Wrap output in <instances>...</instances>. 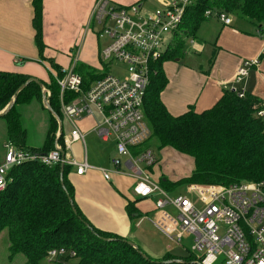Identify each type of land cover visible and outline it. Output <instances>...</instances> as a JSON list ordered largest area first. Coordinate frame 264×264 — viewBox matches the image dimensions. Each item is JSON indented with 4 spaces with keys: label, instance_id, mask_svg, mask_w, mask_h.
<instances>
[{
    "label": "trees",
    "instance_id": "trees-1",
    "mask_svg": "<svg viewBox=\"0 0 264 264\" xmlns=\"http://www.w3.org/2000/svg\"><path fill=\"white\" fill-rule=\"evenodd\" d=\"M35 44L40 55L46 48L43 38V0H33ZM239 8L241 15L258 23L264 34V0H198L187 8L180 31L193 34L205 19L207 9L231 12ZM185 41L177 33L173 49L152 63L150 84L144 98V116L151 136L140 147L155 146L156 150L173 148L193 159L194 168L178 181L166 177L161 185L174 191L180 185L223 183L242 180H264V122L254 116L256 97L246 92L239 97L232 89L203 111L189 109L180 115L170 113L161 100V92L168 78L163 63L182 52ZM45 58L44 56H42ZM51 66L63 75L61 67L52 59ZM106 65V64H105ZM76 70L88 88L91 83L108 72L97 73L94 68L81 64ZM29 75L0 70V111L4 110L15 96L11 108L2 118L7 125V142L24 152H49L55 143H63L64 128L59 136L57 117L50 111V125L45 143L33 147L27 143V130L22 124L21 105L38 100L44 106L42 86L50 90L49 103L59 118H65L60 104V88L51 77V82H30ZM75 95L67 92L65 101ZM65 97V96H64ZM63 119H60L63 123ZM134 151V149H133ZM70 165L47 166L39 160H28L13 166L8 172V183L0 191V233L8 231L9 256H25V264H46L51 250L57 253L50 264H199L192 254L178 256L165 252L154 257L143 251L132 238L98 228L86 217L75 202L74 186L69 180ZM142 197L129 201L128 213L137 217L143 213L136 206ZM141 218V217H140ZM133 242V243H131ZM64 250L60 254L59 251ZM75 253V257L71 253ZM185 257V258H184ZM71 258L75 261L71 262Z\"/></svg>",
    "mask_w": 264,
    "mask_h": 264
},
{
    "label": "built area",
    "instance_id": "built-area-1",
    "mask_svg": "<svg viewBox=\"0 0 264 264\" xmlns=\"http://www.w3.org/2000/svg\"><path fill=\"white\" fill-rule=\"evenodd\" d=\"M197 1L157 0L159 4L151 11L140 3L119 5L111 0H97L91 17L101 26L100 35L108 41L100 51V59L108 70L113 62L124 63L127 76L108 71L86 88L83 76L76 70V61L62 70V76L54 75L60 88L62 112L71 125L69 136L63 143L56 142L54 149L41 153L18 150L6 141L0 162V191L7 186L9 170L28 160L36 159L47 166L64 163L78 175L97 168L88 161L85 134L78 122L85 116L98 114L101 120L95 132L104 141L115 140L114 171L129 170L135 180L132 187L135 197L156 198L155 212L149 221L171 245L184 247V240L190 238L189 253L199 264H264V180L189 184L184 192L170 191L154 178L152 169L160 162L156 151L151 147L140 148L151 136L143 110L151 65L169 50L187 8ZM212 15L225 24L232 22L224 11H205V16ZM259 62V57L244 60L229 89L245 97L246 91L240 87ZM42 91L46 97L50 96L48 88ZM67 92L77 95L65 101ZM254 111L264 122V104H254ZM77 141L84 145L80 160L70 158L67 153ZM98 169L106 180L111 179L110 169ZM56 253L50 251L48 262ZM71 256L75 257V253Z\"/></svg>",
    "mask_w": 264,
    "mask_h": 264
},
{
    "label": "crops",
    "instance_id": "crops-1",
    "mask_svg": "<svg viewBox=\"0 0 264 264\" xmlns=\"http://www.w3.org/2000/svg\"><path fill=\"white\" fill-rule=\"evenodd\" d=\"M96 1L43 0V38L46 48L43 55H40L35 44L33 0H0V70L22 73L48 82L49 78L57 75V70L48 60L52 59L61 70L76 61L78 66L83 64L94 68L97 73L102 72L106 65L100 59V51L105 43L102 45V36L94 30L95 21L91 17ZM111 1L119 5H144L147 0ZM226 14L232 19L230 24H225L213 15L205 16L193 34L181 32L180 29L177 32L185 41L184 49L181 57L176 56L179 59L174 57L163 63L168 82L160 94L171 114L180 115L190 108L200 112L212 107L232 85L238 68L248 58L259 57L260 62L251 68L240 89L244 88L251 96L264 101V34L260 25L253 20L235 12ZM177 33L169 50L176 44ZM88 36H92V40ZM182 57L187 61H182ZM19 110L22 124L27 130V143L33 147L43 146L50 125V113L46 112L38 100L21 105ZM100 120L101 117L94 114L78 122L85 138L95 135L96 139L93 138L86 150L89 163L97 168H91L83 175L71 169L69 180L74 186L75 202L98 228L127 238H136L143 242L150 255L160 257L170 249H156L158 245L150 244L143 232H140L144 221L151 223L149 216L155 212L156 198L153 196L136 202L143 213L140 216L142 218L137 217V213L133 216L128 213V202L137 199L132 192L135 180L128 169L125 173L114 171L112 159L117 154L115 140L111 138L104 141L97 135L95 127ZM69 132L65 137L69 136ZM6 141L7 125L0 117L2 147ZM67 153L70 158L80 160L84 153L83 143H72ZM3 158L0 155V162ZM99 167L110 169L111 179L106 180ZM152 172L157 180L175 173L173 169L164 170L161 163Z\"/></svg>",
    "mask_w": 264,
    "mask_h": 264
},
{
    "label": "rangeland",
    "instance_id": "rangeland-1",
    "mask_svg": "<svg viewBox=\"0 0 264 264\" xmlns=\"http://www.w3.org/2000/svg\"><path fill=\"white\" fill-rule=\"evenodd\" d=\"M156 1L157 0H147V1H144V5L146 6V8H148L149 10L152 11L156 8L155 7L157 5ZM231 12L241 14L239 8H234L231 10ZM101 29H102L101 26L98 25L96 22H94V30L96 32H101L102 31ZM95 31H94V33H95ZM89 38L92 40V36H90V37L88 36V39ZM101 41H102L101 42L102 45H103V43H105L104 45H106L107 37L103 35L101 38ZM176 56L181 57L182 53L178 52V53H176ZM179 57H176L175 59H179ZM181 60L184 62H185V60L187 61V59H184L183 57ZM49 68L51 69L50 65H49ZM100 69H101V65H100ZM109 71L115 75L122 76V77H126L128 74L127 66L121 62H113V64H110ZM57 76H59L58 73H57ZM51 81H52L51 78H49L48 83H50ZM45 88H47V87L45 86ZM258 103H262V105H263L264 101H259ZM46 112L49 114L50 111L46 110ZM254 116H255V111H254ZM44 117H45V121H46V114H44ZM57 117H59V116L57 115ZM59 119H63V118H59ZM30 120L31 119L27 120V123L30 122ZM63 128H64L65 134L70 131L69 122L65 118L63 119ZM58 130H59V127H58ZM31 132L33 134L32 129H31ZM57 133L58 132H56V136H58ZM94 136H90V137L85 138V142L87 143L86 144L87 147H89L91 145V141L93 140V138H95ZM152 147L156 151L158 158H160V163L162 165V168L164 170L173 169V171L175 172L174 174H171L168 176L169 179H174L175 181H178L182 177L189 175L191 173V171L193 170L194 162H193V159H191L190 157L174 150L173 148H164V149L159 151V150H156L155 146H152ZM2 149H3V153H2ZM4 153H5V148H4V146L2 147L1 143H0V155L4 156ZM172 153H176L177 155H179V154L180 155L174 156V155H172ZM160 163H158V164L160 165ZM158 164L156 165V167H159ZM242 181H248V180H242ZM239 182H241V181H239ZM186 186H188V185H185V184L180 185L178 188H175L174 191L175 192H184V188ZM190 196H193V195H190ZM140 229H141L140 232H143L142 233L143 236H145L147 238V240L149 241L150 244L158 245L156 249H159V248L170 249L169 251L175 253L178 256H185V255L190 254L189 253L190 246H191L190 238H187L184 240L185 241L184 247L179 246V245H171V242L169 241V239L164 234H162L160 231H158V229H155L153 227V225L151 223H149L147 220L141 224ZM133 240L136 242V244H140V246L142 247L144 252L150 254L149 251L146 250L145 247L143 246L142 241H138V239H136V238H133ZM146 243H148V242L146 241ZM9 254H10V252H9L8 231L4 230L0 233V264H25L26 259H25L24 255L17 254L14 257V259L12 260V259H10ZM70 261L74 262L75 259L71 258ZM192 262H194V260H192ZM46 264H50V263L47 261Z\"/></svg>",
    "mask_w": 264,
    "mask_h": 264
},
{
    "label": "water",
    "instance_id": "water-1",
    "mask_svg": "<svg viewBox=\"0 0 264 264\" xmlns=\"http://www.w3.org/2000/svg\"><path fill=\"white\" fill-rule=\"evenodd\" d=\"M37 82V83H41V81L37 78H34V77H30V79L25 83L23 84L18 90L22 89L26 84L30 83V82ZM45 86H42V89L44 88ZM44 95V105L45 107L47 108V110L51 111L56 117H57V114L53 111V109L51 108L50 106V103H49V96L46 97V95L43 93ZM15 101V96L12 98L11 102L6 106V108L2 111H0V117H2L3 115L6 114V112L11 108V106L13 105ZM58 121H59V135L61 134L62 132V121L59 119V117H57ZM61 165H64V163H62ZM133 243V242H131Z\"/></svg>",
    "mask_w": 264,
    "mask_h": 264
}]
</instances>
